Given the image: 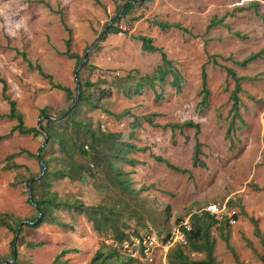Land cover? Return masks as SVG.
Returning a JSON list of instances; mask_svg holds the SVG:
<instances>
[{
  "label": "rangeland",
  "instance_id": "obj_1",
  "mask_svg": "<svg viewBox=\"0 0 264 264\" xmlns=\"http://www.w3.org/2000/svg\"><path fill=\"white\" fill-rule=\"evenodd\" d=\"M125 1L99 0L98 5L93 0H0V78L23 124L38 129L47 115L55 121L56 136L73 134L69 122L57 125L64 113L73 110L74 119L95 131L118 132L130 144L125 156L131 159L114 163L116 180H124L130 191L113 180L105 165L92 167L93 174L86 172L82 181L48 176L47 189L54 201L105 205L111 210L110 219L95 230L84 214L52 206L50 223L19 226L12 242L14 257V234L0 226V264H90L96 251L106 255L110 248L109 224L129 236H155L157 243L148 255L114 250L106 263L171 264L169 252L175 244L166 248L165 238L185 220L190 230L193 215L202 216L208 203L224 205L234 215L227 225H208L213 260L264 264L260 240L264 238V0H134L130 11L117 16ZM114 16L111 25L120 32L105 33L77 71L80 81L88 80L109 94L98 99L100 108L76 101L65 112L73 99L51 88L26 62L39 65L52 83L68 87L73 95V70ZM218 18L220 22L209 25ZM155 21L180 28H160ZM136 35L150 37L165 54L180 76L178 91L170 83L172 76L165 74L162 82L155 80L151 87L133 92L138 78L151 75L161 62L158 52L141 50ZM66 39L68 51L78 58L64 53ZM252 54L254 58L245 64L236 63ZM226 68L239 78L234 107L230 99L234 80ZM122 90H129L130 96ZM83 94L91 95V102L98 96L92 86L83 87ZM7 107L0 93V113ZM42 107L45 114L39 116ZM143 115L157 125L145 122ZM185 121L193 125H166ZM13 124V119L0 117V214L24 223L36 215L27 201V180L34 178L35 190L41 192L37 150L43 148L47 169L61 167L67 156L54 135L43 143L42 135L7 134ZM195 142L199 161L193 160ZM72 158L83 165L91 163L88 156L72 154ZM180 244L191 260L206 256L204 250Z\"/></svg>",
  "mask_w": 264,
  "mask_h": 264
},
{
  "label": "trees",
  "instance_id": "obj_2",
  "mask_svg": "<svg viewBox=\"0 0 264 264\" xmlns=\"http://www.w3.org/2000/svg\"><path fill=\"white\" fill-rule=\"evenodd\" d=\"M93 1L95 4L100 5L99 0H93ZM132 1L134 0H126L121 5L120 7L121 11L119 9V12H118L120 13L119 15L120 17L125 15L128 11L131 10L133 6ZM142 1H148V0H140V2ZM220 20H221L220 18H218L217 20L212 19L209 25L220 22ZM153 23L157 24L160 28H166L169 26H175V27L180 28L178 24H170V23L161 22V21H155ZM108 32L117 33V32H120V30L115 28L111 24H109L105 33H108ZM134 38H136L140 42V48L142 51L158 52L161 62L156 67V69L151 75H144L138 78L136 83L133 85V88H132L133 92L137 93L145 86L151 87L155 80H157L158 82H162L165 74H170L172 76L170 83L175 88V90L178 91L180 76L177 73V71L172 68L170 61L166 58L165 54L160 50V48L154 46L151 43L150 37H147L145 35H136L134 36ZM67 44H68V39H66L65 41L66 50L64 53L69 58L70 57L75 58V59L78 58L77 54L68 51ZM20 55L23 59H25L23 52H21ZM252 58H254V54L236 63H238L239 65H243ZM26 65L28 67H34L38 75L46 79L51 88H56L58 90H61L64 92L66 98L73 99L75 95V87H76L75 82H74V88H73L74 92L72 95V92L68 87L62 86L57 83H52L50 75L47 73H44L41 70L39 65L37 64L32 65L29 61L26 62ZM226 69H227V72L232 77V79L234 80V88L230 96V99L232 100V107H234L237 101V97L235 93L239 91V86L237 84L239 78L234 75L232 70H230L229 68H226ZM74 70H73V74L75 75V79L78 81V87H79V92H78L76 101L78 102L84 101L87 104H89L90 107L93 109L100 108L98 104V99L109 94V90L98 88L97 85H92V83L89 82L88 80L80 81L78 78L79 75L77 73L78 70L77 71H74ZM102 82H105V81L102 80ZM0 83H1V88H0L1 97L4 100H6L7 106H8L7 111L5 113H0V117H6L9 119H13L15 121V124H13L9 128L7 134L16 132L18 134H24V135L31 134L32 136L42 135L43 140L45 142L48 140H51L53 135L56 136L55 135L56 130H54L55 121L50 116H47V115L44 116L45 107L38 109V115L45 117L44 125L39 124L38 129L33 126H25L22 122L21 114L17 111L15 107L14 100L7 97L6 94L4 93L6 89V83L4 79L0 78ZM204 84H205V74L202 69L201 70V90L203 92V96H202L203 100L205 99L206 93H207V90L204 88ZM91 86L92 88L97 89L98 96L95 102H91V95L83 94V87H91ZM122 93L126 97L130 96L129 90H122ZM154 114L155 113H152L151 115H154ZM141 117L148 124L152 126L157 125L151 121L150 116L143 115ZM68 122L74 130L73 134L68 133V134H62V135L56 136L57 141H58L59 150L67 156V159L62 162L61 167L54 168V169L53 168L47 169L46 160H44L41 157V151L43 148L38 149L36 152L37 158L42 162V166L40 167V172L37 176L38 177L37 180H38V184H39V188L41 192L40 193L36 192L35 190L36 183H35L34 178H29L27 180L28 182L27 183V187H28L27 201L30 204H32L34 209L36 210L35 217L22 223L20 220H15L8 213L0 214V226L11 231L13 234L15 233L17 228H18L17 234L20 232L21 227L19 228V226L22 224H24L27 227H37L42 223H47V224L50 223L51 219H49L48 217L50 215L52 206L55 207L58 205H61L66 209H73L77 212L84 214L87 217V219L91 221L92 227L95 230H100L101 228L99 225L106 223L107 220L110 219L111 210H109L108 207L105 205H102V206L96 205L95 207H93L89 205H84L80 202H70L66 200L54 201L53 198L48 193V189H47V186L49 184L47 177L50 175L58 179L67 178L70 180L82 181L85 177L86 172L89 175L93 174V172L91 171L92 167L98 168L100 165H105L111 171V177L113 178V180H115L124 190H129L124 180H116L117 170H116V166L114 165V163L119 162V161L127 162L131 160L130 158H126L125 156V154L129 152L130 150V144L128 142L121 140V138L119 137L120 134L118 132L102 131L99 129L95 131L89 126H86L84 121L74 119L73 110L64 113L63 118H60L58 120L57 125L61 126L62 123L67 124ZM166 125L169 126L170 128H173V127H178V125L190 126L193 124L190 121H185L182 124L170 123ZM26 153L30 155L29 152H26ZM198 153H199L198 144L195 142V144L193 145V160L194 161H199L197 157ZM72 154H77L80 157L88 156L91 161L89 166L91 167H89L88 165H83L80 162L74 161L72 158ZM156 159L161 160L159 157H157ZM167 166L171 169H177L176 167L170 164H167ZM103 210H105L106 212H103ZM202 214H203L202 216L193 215L192 220L190 222L191 224L190 230L185 232L184 243H188V245H190L195 250H204L206 253V256L202 259H197V260L192 259L191 260L187 257L186 254L182 252L181 244H175V247L169 252V256H170L169 262H171V264H186V263L217 264L213 260V258L210 256V251H209L210 243H209L208 236H207V228H208V225L213 222L227 225L228 220L226 218L216 219L213 215H209L205 211H203ZM108 226L112 232V236H111L112 241L121 243L122 240L128 239L129 235H126L123 232L119 231L114 225L109 224ZM132 235L136 237L137 234H132ZM260 240L264 247V238L261 237ZM12 242H13V239L11 240V246H12L11 257L13 256V249H14V245H12ZM109 245H110V248H108L107 252H105L106 255H104V252L96 251L94 256L91 258L90 264H108L105 262L106 257H108V255L111 254L112 251L117 250L116 248L112 246L111 243H109ZM50 264H55V263H50Z\"/></svg>",
  "mask_w": 264,
  "mask_h": 264
},
{
  "label": "built area",
  "instance_id": "obj_3",
  "mask_svg": "<svg viewBox=\"0 0 264 264\" xmlns=\"http://www.w3.org/2000/svg\"><path fill=\"white\" fill-rule=\"evenodd\" d=\"M204 211L209 215H213L216 219L226 218L229 223L233 220V211H228L224 205H217L213 203H208L204 207ZM189 230L188 222H180L172 231L169 236L165 238L163 245L166 248L174 244L184 243L185 241V232ZM156 237L152 235L145 234L143 236H129L128 239L122 240L121 243H117L111 240V244L114 248H119L121 250L130 249V254L133 250H138V253L141 255L150 254L154 248H156ZM132 255V254H131Z\"/></svg>",
  "mask_w": 264,
  "mask_h": 264
},
{
  "label": "water",
  "instance_id": "obj_4",
  "mask_svg": "<svg viewBox=\"0 0 264 264\" xmlns=\"http://www.w3.org/2000/svg\"><path fill=\"white\" fill-rule=\"evenodd\" d=\"M120 11H121V8H120ZM120 13L117 14V16H119ZM117 16H114L113 18H111L108 22H106L105 26L102 28V30L99 32V34L96 36L95 40L85 49L84 53L82 54V57H81V61L78 63V65L75 67V70L74 71H77L80 66L83 64V62L85 61L86 59V56H87V52L96 44V42H98L100 40V38L105 34V31L107 29V27L109 26V24H111V22L117 17ZM74 76V82H75V95L73 97V100L70 104V106L65 110V112L74 104V102L76 101L77 99V96H78V92H79V87H78V81L75 79V75L73 74ZM42 130V129H40ZM45 143V141L43 142ZM30 200V198H29ZM17 232H18V228L16 229L15 233H14V238H13V242L15 241V238H16V235H17ZM15 255V250L13 249V257Z\"/></svg>",
  "mask_w": 264,
  "mask_h": 264
},
{
  "label": "clouds",
  "instance_id": "obj_5",
  "mask_svg": "<svg viewBox=\"0 0 264 264\" xmlns=\"http://www.w3.org/2000/svg\"><path fill=\"white\" fill-rule=\"evenodd\" d=\"M111 242V239H110V241H109V243ZM116 249H119V248H116Z\"/></svg>",
  "mask_w": 264,
  "mask_h": 264
},
{
  "label": "crops",
  "instance_id": "obj_6",
  "mask_svg": "<svg viewBox=\"0 0 264 264\" xmlns=\"http://www.w3.org/2000/svg\"><path fill=\"white\" fill-rule=\"evenodd\" d=\"M65 50H66V49H65ZM65 50H64V51H65Z\"/></svg>",
  "mask_w": 264,
  "mask_h": 264
}]
</instances>
